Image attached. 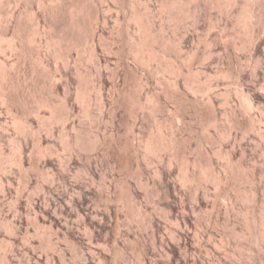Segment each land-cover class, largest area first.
<instances>
[{
    "label": "bare ground",
    "instance_id": "1",
    "mask_svg": "<svg viewBox=\"0 0 264 264\" xmlns=\"http://www.w3.org/2000/svg\"><path fill=\"white\" fill-rule=\"evenodd\" d=\"M183 1L0 0V124L9 120L15 129L6 137L8 153L0 143L8 175L27 173L26 166L38 173L58 162L65 178L77 156L106 154L131 167L137 180V187L107 184L105 174L96 181L98 167L88 159L74 181L82 195L60 196L59 207L34 199L24 208L27 220L33 215L34 235L49 225L55 235L65 227L81 236L83 226L81 264H106L105 239L100 245L95 231L115 239L130 235L119 225L118 205L137 207L140 188L159 209L145 223L152 244L137 239L142 264H264V0ZM113 20L119 24L108 31ZM170 23L175 32L166 36ZM80 49L88 56L77 60H95L93 78L86 83L77 71L73 89L69 66L76 62L72 51ZM50 55L62 66L47 69ZM79 105L90 120L75 116ZM106 117L113 136L90 129ZM122 121L130 129L123 137ZM208 126L213 134L200 132ZM55 130L65 159L52 145ZM210 142L215 150L201 147ZM152 162L153 175L143 182ZM8 175L0 176V187L5 181L11 188ZM46 175L22 178L44 191L54 183ZM76 216L81 223L69 226ZM49 257L54 264L55 254Z\"/></svg>",
    "mask_w": 264,
    "mask_h": 264
},
{
    "label": "rangeland",
    "instance_id": "2",
    "mask_svg": "<svg viewBox=\"0 0 264 264\" xmlns=\"http://www.w3.org/2000/svg\"><path fill=\"white\" fill-rule=\"evenodd\" d=\"M182 1L183 0H181V2ZM183 2H185V1H183ZM25 19H26V17H25ZM163 19H161V21H160L161 23H168L167 20L165 21V18H163ZM111 23H110V25L107 26V30L108 31H110L113 27L114 28L111 31L115 30L116 26L119 24L118 22L116 23L115 21L112 24ZM171 24L172 23H170V26H169L170 29L168 27L166 30L163 31L164 35L170 36L172 33L175 32L173 27H172L174 25H171ZM180 24L181 23H179V25ZM177 27H178V25H177ZM177 27H175V30L177 29ZM131 31L133 32L134 30L131 29ZM133 33H135V31ZM35 39H36V36L34 35V39H33L32 43L30 42V44H31L30 46L34 47V49L36 48V46H38L37 40L34 41ZM35 42H37V43H35ZM195 43H196V39L194 40V45H195ZM42 48L43 47H41V50H46V49H42ZM84 53H85V56H88V55H86V54H88L87 51H85V50L83 51L82 49L76 50V51H72V55H73L72 60H74L73 58H75L76 62H72L70 64V66H69L70 67L69 71H70V75L71 76L69 77L68 82L70 83L69 85L73 89L77 85L76 84V82H77L76 77L79 78L81 76V78L85 79L84 81L86 83H89V84H91L90 82H91V79L93 78L92 77V75H93V70H92L93 69V65L92 64L95 63L94 62L95 61L94 58L91 60V58H87L86 57L88 59V61H87V59L86 60L84 59L85 60L84 61V60H77L78 57L76 58V56L79 55V54L84 56ZM104 53L106 54V51H104ZM108 56L110 57V55H107V57ZM33 59H34L33 62H35L36 59L32 58V60ZM47 59L49 60L48 61V65L49 66H47V69L50 68V70H54L55 67H59V66L61 67L62 66L61 65V61H62L61 59L55 58L52 55L48 56ZM37 62L38 61L35 62L36 65L38 64ZM56 62H58V64ZM35 63H33V65ZM73 63H76V64H74V67H73ZM43 65H44V63H43ZM90 65H91V67H90ZM76 66L78 67V69H77ZM45 67H46V65H45ZM73 68H74V70H73ZM77 71L80 72L79 73V77H78V75L76 73ZM73 72H74V74H73ZM33 73H34V74H32L33 77L35 75H37L36 70H34ZM83 74H84V76H82ZM160 76L158 75V77H160ZM165 76L168 77L169 75H167V73L166 74L164 73L162 75V77L165 79L166 78ZM169 78H170V76L168 77V80H169ZM50 83H53V80L51 81V79H50ZM129 85L130 84H128L127 88L128 87L130 88L131 86L133 87L132 84L130 86ZM136 87L134 86L132 88V91L135 90ZM90 91H91V94L93 95L94 91H92V90H90ZM130 91H131V89H130ZM136 91H137V88H136ZM204 94L206 95V93H204ZM202 96H203V93H202ZM71 99L72 98H70V100ZM204 99H205V101H207L206 98H204ZM71 101H74V100L72 99ZM173 105L174 104L168 102V106L167 107L170 109V111L167 108V110H166L167 114H171L172 113L171 109H173V107H174ZM220 106H223V105L220 104ZM80 107H82V106L79 105V108H78L79 111H77L75 113V116L78 117L79 120L81 118V120H80L81 122L90 120V119H88L89 117H87V116H85V114H83L84 113L83 112V108H80ZM2 114L5 115L6 114L5 111H3ZM106 120L108 122H106ZM8 121L9 120H7L6 123L10 126L9 128L7 127L8 126L7 124H6L7 126L4 124V122L2 124H0V138H1V140H0L1 142L0 143H2L1 146H3L2 148L4 149L5 153H8L9 152L8 149H10L12 147L11 142L9 140H7V138H6L7 134H8V132H9V134L10 133H15L14 132L15 129L13 130V128H14L13 125L10 123V121L9 122ZM109 122H110V120L107 118V119H105L104 122H102L98 126L97 125H95V126L92 125L90 127V129L92 128V131L95 132V133H96V131L98 133L102 132L106 137L110 136V135L113 136L114 130H112V126H111L112 124H111V122L110 123ZM126 122L127 121H125L124 123H123V121L121 123L119 122V124H120V126H122L123 130H121L119 132L118 136L123 137V135L125 136L126 134L129 133L128 131L130 129L127 126ZM191 122L194 123L195 121L191 120ZM174 124H177V120L176 119L174 120ZM55 128H59V126L56 125ZM87 130H89V129H87ZM87 130L85 129L84 131H87ZM144 130H146L147 133H150V130L147 129L146 127H145ZM92 131H90V132H92ZM112 131H113V133H112ZM207 131H209V132L207 133ZM55 132H54V135H53V137L55 136L54 137L55 140L53 138V142H52L53 144L52 145L57 149V151H56L57 155L61 156V158L64 157L62 159H65V157H66L65 154L66 153L64 151L65 148L63 149V146H64L63 144L64 143H63V141L62 142L60 141V138L58 137V134H57V130H55ZM200 132L204 133L205 135H208L210 133L213 134L212 133L213 132V127H211V126L209 127L208 126V127L204 128L203 131L201 130ZM184 133H185V135H184ZM85 134H84V136H85ZM183 136L184 137H188V132L187 131L183 132ZM85 139L87 140V138H85ZM88 141H89V139L86 142L88 143ZM208 146H209V149L212 148L213 150H215L218 145H217V143L216 144L215 143L211 144V142H210V144L209 143H202V145H201V147L204 148V149H207ZM103 153L104 152L102 150V154ZM89 156H92V157L88 158L89 160L91 159V161H89V162L93 166H94V162H95V165H97V167H98L97 173L100 172L99 174L95 173V175H94V178H96V181L100 180L98 177H100L101 175L105 174V182L107 184L110 181V183L112 185H114V180H116L115 184L119 183V185H117V186H120L121 184H125L127 181H128L129 184L131 183L130 185H132V187H137L138 186L136 177H135V175L133 173L134 171H133V169H131V167H128V165H126V166L125 165L118 166L117 164H115V162L113 163L112 158L110 156H108V155L106 156V154L104 156L103 155L102 156L99 155V156H96V157H94L95 155H93V154L92 155L89 154ZM260 157L262 158V156H259V159H261ZM4 158L1 159L2 161H0L1 162L0 163V176H2L3 172H4V175H8V171H9L10 163H9L7 158H5V159ZM88 159H85V155L84 156L83 155L82 156H77L76 159H74L73 162H72L71 169L69 170L70 172L67 173V175L65 174L66 175L65 178H63L64 174L61 173V169H60V167L58 165V162H57V164L53 165V167H51V168L50 167L42 168L40 171H38V173H37L36 170L28 168L27 166H26V168L24 170V171L27 170L26 171L27 173H24L23 171H19L18 172L16 170H14V172L12 171V173L9 172L10 174L8 176L10 177L11 183H12L10 185L11 188L6 187L7 183L5 181H4V186H2L3 188L0 187V264H53L51 262V260L49 259L50 258L49 256L52 253L55 254V262H54V264H79V263L81 264V262H83V256H84V253L86 251L85 247H86V242H87L86 238H84V237H86L87 231L83 229V226L81 227V233H82V234H80L81 236H79V235L75 236L74 234H72V232L66 230L65 227H62V232L58 233L57 234L58 236H57L53 232L50 231L49 225H46L45 227L41 228V231H42L41 235H39V236L38 235H34V232H33V229H32L34 227L33 226L34 223H32L33 219H31V218H33V215L30 214L31 217L30 218L28 217V220H27L26 219L27 217L25 216L26 212H24V210H25L24 208L25 207L27 208L29 206V204L31 203L30 201L34 200V199L40 200L41 204H44L48 200L50 203H52L51 205L54 204L53 206L59 207V204H60L59 203V197L60 196H65V197L68 198V196L73 195L74 197H77L79 195V193H80V192H77V191H80L81 189H79V188H82L81 186L79 187V185L75 184V182H74L77 179V177H76V175H77V173H76L77 172V167H81L83 165V163L84 164L88 163ZM86 160H87V162H86ZM151 164H153V162L148 165V168H150L152 166ZM30 170H33V171H30ZM149 170L150 171L144 170L145 172L143 174V177H144L145 180L143 182L146 181V178H151L152 177L151 175H153V173L151 172V168ZM39 172H41V173H39ZM46 173H47V175H49V176L46 175L47 178L49 177L48 180L50 178H53L54 179L53 180L54 183H53L52 187H50L49 189H45L44 190L45 192L42 191L41 189L36 188L33 183L28 184V185L26 183L24 184V181H23V178H22L23 175L28 174V176H30L31 180L33 181V180H35L37 178H38V180L39 179L40 180H42V179L44 180L46 178L45 177ZM130 175H132V176H130ZM50 176H52V177H50ZM134 182H135V184H134ZM247 184L248 183L243 181L241 185L246 187ZM145 186H147V185H145ZM241 187H240V189L243 190L242 188H244V187H242V188ZM148 188H150V184H149ZM139 191H140V195L138 197V201H137V205H136L137 207H133V208L130 207L131 208L130 209L128 206L122 205L123 203L122 204L119 203V205H118V208L120 210V211L118 210L119 218H120L119 225L122 224L121 226H124V227H127V228L130 229V235L128 237L125 236V238H124V236L123 237L122 236L121 237L118 236L117 237L118 239H115L113 236H110V235L105 236V233L99 232L100 233L99 234L98 231H95V233L100 238L99 244L100 245L103 244L102 247L106 251V257H107L106 264H117V263L119 264L120 261H122V264H142V261L139 260V256L137 254V253H139V249L137 250V248H139L138 245H141V244H138L139 243L138 240H140L141 242H145V243L147 242L146 244H149V245L152 244V241H151V239H152L151 237L152 236L149 235V234H151V232H149L150 228L147 227L145 225V223H146V220L148 219V217L150 216V214L156 212V210H159V209L154 208L152 206L154 203H153V201L151 199L149 200V198H147V196H145L146 194H144V191H145L144 188L143 189L140 188ZM80 194L82 195V193H80ZM138 207H139V210L137 209ZM154 209H156V210H154ZM137 211H139V212H137ZM157 212H159V211H157ZM139 215H140V217H139ZM136 216H138V217H136ZM30 219H31V221H30ZM26 221H27V223H26ZM71 221L69 222V226L71 224L75 225L76 223H81L80 217H77V216L74 217L73 219H71ZM30 222H31V224H30ZM30 225H32V226H30ZM10 226H12V228H13L12 230H10V228H9ZM26 228H28V230H29L28 234L26 232ZM47 236L51 237L50 238L51 242H53L54 245L56 244L55 248L52 245H48L47 244V242H46L47 241ZM137 236H139L140 239ZM141 237H143V239H141ZM102 239L103 240L105 239L104 241H106L105 242L106 244L104 243V241ZM101 241H103L102 244H101ZM123 242H124V244H123ZM121 243H122V245H121ZM115 251H117V252H115ZM95 263L97 264V260H95Z\"/></svg>",
    "mask_w": 264,
    "mask_h": 264
}]
</instances>
